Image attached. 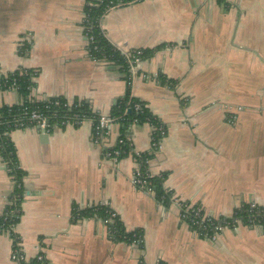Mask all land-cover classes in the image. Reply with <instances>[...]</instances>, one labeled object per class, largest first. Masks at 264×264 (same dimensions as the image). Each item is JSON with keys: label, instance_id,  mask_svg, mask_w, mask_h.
<instances>
[{"label": "crops", "instance_id": "0c3cea01", "mask_svg": "<svg viewBox=\"0 0 264 264\" xmlns=\"http://www.w3.org/2000/svg\"><path fill=\"white\" fill-rule=\"evenodd\" d=\"M89 1L0 0V72L34 71L33 102L79 101L109 115L128 86L118 65L88 52ZM99 29L121 53L153 51L138 66L151 80L138 77L130 95L165 135L152 152L154 126L130 128L132 152L114 164L91 142L90 121L46 136L11 131L25 173L14 233L28 263L41 254V264H264V228L240 224L204 238L175 202L164 207L131 184L135 154H148L147 171L165 175L172 199L213 218L251 203L264 214V0H139L109 8ZM20 102L0 92V106ZM13 186L0 158V217ZM73 205L110 207L126 232L142 233L143 248L112 242L100 220L73 222ZM12 244L0 232V264H13Z\"/></svg>", "mask_w": 264, "mask_h": 264}, {"label": "trees", "instance_id": "16d2710c", "mask_svg": "<svg viewBox=\"0 0 264 264\" xmlns=\"http://www.w3.org/2000/svg\"><path fill=\"white\" fill-rule=\"evenodd\" d=\"M131 0H90L88 3H90V6L84 7V14L88 18V23L83 24V26H89L91 28L89 35L93 37V42L88 47V52L90 55L96 59H106L108 61H111L112 63L118 65L120 67L121 72L124 75L125 80H127V67H126V61L124 56L121 52L116 50L102 35L100 29H99V19L101 16L105 13L106 9L115 6L119 3H125L129 2ZM218 3H223L224 0H216ZM153 53L152 50L143 51V57L148 58ZM35 76V72L32 70H16L12 73L3 75L0 72V92L8 91L10 87H16L17 88V94L21 97L20 104L12 105V106H0V117L2 121H7L11 119L14 116L19 115L21 111L24 109L27 111H33L34 109H38L39 111H44L45 106H47V101L45 102H33L30 100V93L31 90L34 87L33 84V77ZM159 81L164 82V79L162 77H159ZM61 102H65L64 99H60ZM75 104L79 103V101H74ZM129 103L128 109L130 111H127V116L125 117L124 121L120 122L118 132L120 138H125L126 134L128 133V125L127 120H136L137 125H142L145 123H149L151 125L158 126L160 121H158L157 118H155L153 115H151L148 111V109L145 107L144 103L139 101L138 99H135L131 97L130 95V89L127 87L124 97L118 100L116 105L112 108L110 112L111 117H119L122 115L123 110L126 108L127 104ZM139 105L140 109L139 111H135L133 106ZM90 105L84 102H80V105L73 109L71 112H67L64 110V108H57L55 113V118L53 119L51 117L50 112H46L45 114L50 116L49 119L50 125L57 122L60 123L63 118L68 117V115L74 114V113H80L85 115V117H91L92 112L90 110ZM13 131L9 129L8 127L0 126V158L1 161L4 163V165L7 168V174L12 180L14 186L12 194L10 195V199L14 201L15 206L13 208H16L18 210L17 217L13 216V219L10 218L6 222L7 224L13 223L17 224L19 221V217L21 215L20 206L21 202L24 198V188L22 185V179L25 175L23 171L18 166L17 157L15 149L9 139V133ZM155 137V136H154ZM156 139V138H155ZM117 149L121 151H125V155L122 157L124 158L127 153V148L125 145H118L116 147ZM149 155L148 154H142L139 158L140 163L142 164V168L146 167L144 162L148 160ZM165 179V175H162L160 177H153L150 180L151 187L154 192V198L155 200L162 206L168 207L171 203V194L165 191L162 187V183ZM188 204V203H187ZM196 206H193L194 211H196ZM12 209V206H8L5 208L2 216L0 217V225L3 223V218L7 212H9ZM248 211L249 206L243 205L240 209L235 211V213L230 217V219L239 218L242 220V222H246V219L248 217ZM253 213H255L253 211ZM262 215V210L258 207L257 217L260 218ZM16 216V215H15ZM187 220L185 223L188 225L189 229L194 232H203L205 229L207 232L211 233V223L206 222L204 224V229H198L197 227L193 226L190 221L192 219H195L193 217V213L189 211L187 215ZM96 219L100 220L101 222L109 221L111 220V223H106L107 226V232H108V238L115 243H124L127 245H131L132 242L135 240V237L141 238V244L138 245V248H143V240H142V233L138 230L132 231V232H126L119 217L113 212L110 207L105 205H93L90 207L81 208L77 205L72 206L71 211V219L73 222H77L79 220H86V219ZM223 218H219L218 222L213 221V223H219V221H222ZM245 224V223H244ZM163 264V263H159Z\"/></svg>", "mask_w": 264, "mask_h": 264}, {"label": "built area", "instance_id": "2783aa9c", "mask_svg": "<svg viewBox=\"0 0 264 264\" xmlns=\"http://www.w3.org/2000/svg\"><path fill=\"white\" fill-rule=\"evenodd\" d=\"M139 0H131L129 2L125 3H119L115 6H112L110 8H117L129 3H134ZM90 3H87V6H90ZM109 9V8H108ZM106 9V11L108 10ZM105 11V12H106ZM100 20V19H99ZM88 23V18L84 14L83 18V24ZM84 27V32L85 36L87 38L88 44L90 45L93 41V37L89 35L91 28L89 26H83ZM101 31V30H100ZM143 51L142 50H135L133 52H122V55L125 58L126 61V67H127V86L131 87L133 82L140 77L143 80H151V77L148 75H139L138 71V66L139 64L143 61ZM8 91H14L17 92L16 87H10ZM47 106H45L44 111L50 112L51 117L54 119L55 118V111L57 108H64L67 112H71L73 109L77 108L80 105V102L75 104L74 102H61L59 98H53L47 100ZM129 103L127 104L126 108L123 110V113L119 117H111L110 115H103L99 114L93 108L90 106V110L92 112L91 117H85V115L80 114V113H74L71 115H68V117L63 118V120L60 123H53L50 125L49 119L51 118L50 116L46 115L43 111H39L38 109H34L33 111H27L23 110L19 115L12 117L11 119L7 121H2L0 117V126L3 127H8L11 130H24L27 128H37L39 130H48L51 127H65L67 125H72L73 127H78L80 126L83 122L85 121H90L91 122V142L93 145L99 148L101 151L102 158L106 161H110L114 164L118 163L125 155V151H121L117 149L116 147L118 145H125L127 148V154L132 152L133 145L130 136H128V133L126 134L125 138H120L118 128L120 125V122L124 121L125 117L127 116V111H130L128 109ZM135 111H139L140 106L139 105H134L133 106ZM237 111H241V108L238 107ZM233 117V116H232ZM127 125L130 128L137 126L136 120H127ZM154 126V131L152 133L151 137V151H155L156 149L159 148V143L160 140L164 137L165 135V128L163 127L162 124H159L158 126ZM112 127L117 128V135L116 138L111 141L110 140V130ZM128 129V131H129ZM155 136V137H154ZM156 138V139H155ZM140 154L136 153L134 158L136 160V167L132 173L131 177V184L133 187L139 191H143L145 193L154 195L153 189L151 187L150 180L153 178L147 171L146 167L142 168V164L140 163ZM146 160L144 162L145 166L147 164ZM172 202H175L177 204V207L179 208L180 212V219L185 223L187 220V215L189 211L193 213V217L195 219H192L190 223H192L193 226L197 227L198 229L203 230L204 224L206 222H210L211 224V233L207 232L205 229L203 232H195L198 236L208 238V239H214L215 235L219 233L220 231H223L224 229L230 228V229H235L238 225L243 224L249 227H259V228H264V214L259 217H257V212H258V206L255 204H249V211H248V217L246 219V222H242L241 219L235 218V219H230V218H223L222 221H219V223H213V221L218 222L219 218H213L209 217L204 214V212L199 209L198 207L196 208V211H194L193 206L182 203L177 201L176 199H172ZM15 202L10 199L8 201V206H12V209L7 212L3 218V223L0 225V232H3L7 234L11 240L13 241L11 251H10V261L13 264H41L43 262V256L41 254L37 255L33 263H28L26 260L23 251L21 249L18 237L14 233V226L16 224L10 223L7 224L6 222L8 219L14 217H17V214L19 213L16 208H13L15 206ZM253 211L255 213H253ZM16 215V216H15ZM111 223L112 221H105L106 223ZM186 224V223H185ZM187 225V224H186ZM188 226V225H187ZM108 234V232H107ZM135 237V240L132 242L131 245L137 246L141 244V238Z\"/></svg>", "mask_w": 264, "mask_h": 264}, {"label": "water", "instance_id": "95a60500", "mask_svg": "<svg viewBox=\"0 0 264 264\" xmlns=\"http://www.w3.org/2000/svg\"><path fill=\"white\" fill-rule=\"evenodd\" d=\"M40 132H41V134L43 135V136H46V130H40Z\"/></svg>", "mask_w": 264, "mask_h": 264}]
</instances>
